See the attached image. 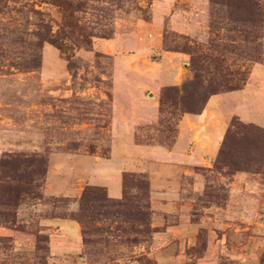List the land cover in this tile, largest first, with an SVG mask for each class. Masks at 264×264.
I'll return each instance as SVG.
<instances>
[{"label":"rangeland","instance_id":"374dc122","mask_svg":"<svg viewBox=\"0 0 264 264\" xmlns=\"http://www.w3.org/2000/svg\"><path fill=\"white\" fill-rule=\"evenodd\" d=\"M263 69L264 0H0V264H264ZM249 81L210 163L135 149Z\"/></svg>","mask_w":264,"mask_h":264},{"label":"crops","instance_id":"0c3cea01","mask_svg":"<svg viewBox=\"0 0 264 264\" xmlns=\"http://www.w3.org/2000/svg\"><path fill=\"white\" fill-rule=\"evenodd\" d=\"M264 70V69H263ZM262 76V75H261ZM262 83L264 84V78H262ZM252 84L250 81L244 86V89L227 92H219L212 94L206 101L202 111L200 113H184L181 115L178 123V133L176 137V142L173 148L165 149L160 146H150V145H134L135 149L138 150H154L152 155L153 164L157 163L165 168H173L178 166H193V165H205L210 163L215 157L218 151L222 136L224 134V129L226 127L225 119L227 116L237 114L241 107L244 109H249V103L247 98V93H251L250 86ZM263 92H259L260 96L264 99V86L260 87ZM240 93L244 98L243 101L237 100L232 107L230 100L231 95ZM231 106L228 107V113H226L227 104ZM245 120L253 121V118H244ZM184 129H188L191 133L190 144L186 141V136ZM143 170V169H141ZM149 170V169H147ZM151 171V170H150ZM148 172V171H147ZM157 172V171H154ZM150 178L157 176H152V172L149 173ZM114 181V182H113ZM113 188H108L110 196L117 197L120 195L121 190L118 186L120 182V176L117 174L113 179ZM77 230V228H76ZM2 233V232H1Z\"/></svg>","mask_w":264,"mask_h":264},{"label":"trees","instance_id":"16d2710c","mask_svg":"<svg viewBox=\"0 0 264 264\" xmlns=\"http://www.w3.org/2000/svg\"><path fill=\"white\" fill-rule=\"evenodd\" d=\"M213 94H214V93H213ZM206 100H207V99H206ZM159 101H160V104H161V99H160ZM205 103H206V101H204L202 107H201L199 110H197V111H193V113H200V112L202 111V109H203ZM146 187H147V186H146Z\"/></svg>","mask_w":264,"mask_h":264}]
</instances>
